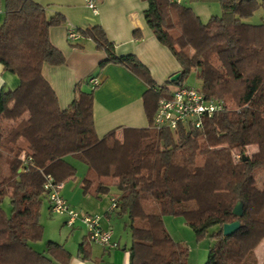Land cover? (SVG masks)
Wrapping results in <instances>:
<instances>
[{
	"label": "trees",
	"instance_id": "trees-1",
	"mask_svg": "<svg viewBox=\"0 0 264 264\" xmlns=\"http://www.w3.org/2000/svg\"><path fill=\"white\" fill-rule=\"evenodd\" d=\"M144 1L147 27L181 70L169 84L184 86L193 72L200 92L224 105L223 112L204 119L201 130L155 129L158 101L170 89L154 87L135 56L116 58L114 45L96 26L77 33L105 53L104 64H120L150 86L143 95L148 126L118 128L98 138L94 96L79 92L62 110L41 72L45 65H65L49 39L64 18H49L31 0H0V65L19 80L14 91L0 92V164L6 171L0 181V264L69 262L56 243H46L44 253L31 247L43 236L45 178L62 184L76 176L67 157L85 164L82 186L94 196L116 189L115 210L128 217L131 233L130 264H187L188 250L168 235L165 215L183 217L197 239H210L205 264H256L255 250L264 240V181L258 187L255 178L264 171V25L244 20L258 8L264 13V0H212L222 13L205 24L184 0ZM250 146L257 151L248 157ZM5 199L9 216L2 209ZM238 202L241 217L232 214ZM234 221L240 228L224 237L223 224Z\"/></svg>",
	"mask_w": 264,
	"mask_h": 264
},
{
	"label": "crops",
	"instance_id": "crops-1",
	"mask_svg": "<svg viewBox=\"0 0 264 264\" xmlns=\"http://www.w3.org/2000/svg\"><path fill=\"white\" fill-rule=\"evenodd\" d=\"M31 1L43 7L49 18L60 15L65 20L63 25L49 31L50 42L64 55L65 65L53 69L45 65L41 71L56 93L59 107L62 110L68 109L79 92L91 93L94 96L93 124L98 138L118 128H146L148 119L144 112L143 95L150 86L120 64H104L107 59L105 53L98 51L90 39L80 36L77 31L96 26L102 28L108 42L114 45L116 58L135 56L147 67L154 87L171 90L174 88L169 84L171 78L176 74L180 75L181 70L170 51L156 40L147 27L144 20L147 3L144 0H97V11L94 13L87 7L85 0ZM0 5L1 25L4 9L1 2ZM195 15L200 19L196 13ZM211 17L213 16H209V19ZM70 32L78 36L75 41L67 39ZM93 79L99 83L94 89L91 84ZM18 86V78L4 72L0 65V92L14 91ZM65 160L75 168L76 176L62 183L60 196L80 214L98 216L101 227L112 232L111 241L116 248L104 249L90 243L80 222L70 229L65 225V217L53 218L47 200L42 202L40 211L41 218L44 219L41 240H44L48 229L50 237L47 243H56L68 252L70 259L67 264H130L132 241L128 217L119 214L118 210H109L111 198L117 195L116 189L111 187L107 194L94 196L89 192V187L84 189L82 186L85 168L70 157ZM262 242L255 250L257 261ZM40 243L41 241L31 244V247ZM44 252L45 248L39 251ZM190 255L189 250L187 264H198L191 261ZM261 264H264V254Z\"/></svg>",
	"mask_w": 264,
	"mask_h": 264
},
{
	"label": "built area",
	"instance_id": "built-area-1",
	"mask_svg": "<svg viewBox=\"0 0 264 264\" xmlns=\"http://www.w3.org/2000/svg\"><path fill=\"white\" fill-rule=\"evenodd\" d=\"M87 7L94 13L97 11V0H85ZM172 3L180 4L183 0H169ZM2 13L0 5V14ZM78 36L70 32L67 35L69 41H75ZM97 80H91L92 89L98 86ZM224 111L222 102L207 99L199 89L181 86L170 90L168 97L158 101L157 109L153 117V127L155 129H167L176 132L180 127L186 130H201L204 119L211 118ZM43 186L46 200L49 203L50 213L65 217V225L72 229L76 223L80 222L86 230V238L92 243L104 249L116 248L112 243V232L110 229L101 227L98 216L80 214L71 208L60 196L62 184L54 183L51 177H46ZM117 200L115 197L110 200V211L116 209Z\"/></svg>",
	"mask_w": 264,
	"mask_h": 264
},
{
	"label": "rangeland",
	"instance_id": "rangeland-1",
	"mask_svg": "<svg viewBox=\"0 0 264 264\" xmlns=\"http://www.w3.org/2000/svg\"><path fill=\"white\" fill-rule=\"evenodd\" d=\"M262 0H256L257 3H260ZM192 5V6H191ZM185 7H192L193 11L200 17V20L203 24L207 23L209 16H220L221 15V8L220 5L212 0H193L191 2L190 0L184 1ZM193 12V13H194ZM194 13V14H195ZM249 23L251 25H264V13L261 8H258L251 17L244 20V22ZM184 85L188 87H193L197 89H201L200 80L196 77L195 73H190L187 78L184 79ZM256 147L250 146L245 148V156L251 157L256 152ZM75 161H77L74 158H71ZM237 159V157H236ZM79 166H82V168H85V172L87 171V167L85 164H83L80 161H77ZM86 174V173H85ZM6 175V171L3 167H1L0 164V181L1 179ZM256 183L258 187H261L264 181V171L258 172L256 174ZM45 200L42 199V202ZM2 209L4 212L7 213L9 216L11 213V206L8 199H5L2 203ZM41 211V210H40ZM53 218H60L62 216L53 215ZM163 225L168 233V235L171 237V239L175 242L183 246L191 252V261L198 264L206 263L208 259V253L209 248L211 245L210 239L202 238L197 239L192 229L186 224L183 217L180 216H171V215H165L162 217ZM39 222L41 226H44V219L39 218ZM48 230V229H47ZM46 230V234L44 236V240H41V243L38 245H33V249L37 252L42 251L45 248V243H47V239L49 235V232ZM216 228H212L209 233L215 232ZM261 251L259 255V260L256 259V264H261L263 262V254H264V240L261 243ZM256 257V256H255ZM260 261V262H259Z\"/></svg>",
	"mask_w": 264,
	"mask_h": 264
},
{
	"label": "water",
	"instance_id": "water-1",
	"mask_svg": "<svg viewBox=\"0 0 264 264\" xmlns=\"http://www.w3.org/2000/svg\"><path fill=\"white\" fill-rule=\"evenodd\" d=\"M179 78V74H176L171 78V82L177 81ZM243 204L242 202H238L234 209L232 210V214L235 217H241L243 215ZM240 228V222L239 221H234L228 224H223L222 226V235L224 237H230L232 236L238 229Z\"/></svg>",
	"mask_w": 264,
	"mask_h": 264
}]
</instances>
